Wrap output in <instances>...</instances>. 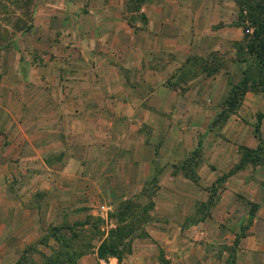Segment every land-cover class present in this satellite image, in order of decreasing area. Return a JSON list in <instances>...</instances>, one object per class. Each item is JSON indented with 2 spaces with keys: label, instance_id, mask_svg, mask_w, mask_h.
Listing matches in <instances>:
<instances>
[{
  "label": "crops",
  "instance_id": "0c3cea01",
  "mask_svg": "<svg viewBox=\"0 0 264 264\" xmlns=\"http://www.w3.org/2000/svg\"><path fill=\"white\" fill-rule=\"evenodd\" d=\"M54 7V17L39 25L50 27L46 39L65 45L52 47L56 62L42 55L38 69L16 67L18 81L0 82V230L24 234L40 225L49 204L81 187L100 194L120 187L118 200L127 202L148 185L220 184L198 222L164 242L144 236L131 243L130 236L119 256L100 259L97 245L52 264H224L223 246L232 251L229 264H264V173L255 161L239 163L240 148L252 151L264 140V118L258 139L252 129L254 109L264 102L248 89L238 109L218 117L228 75L243 66L223 62V55L234 58L243 32L221 0H57L40 8L51 15ZM35 25L25 37L40 42ZM196 62L200 70L185 78ZM193 150L197 178L188 181L176 169ZM237 191L251 208L240 206ZM102 198L110 201L105 193ZM160 198L172 213L171 196L150 203ZM182 199L194 210L203 201L189 194ZM139 208L137 217L155 215L158 207ZM53 211L48 217H64L63 208ZM243 218L240 232L236 220Z\"/></svg>",
  "mask_w": 264,
  "mask_h": 264
},
{
  "label": "rangeland",
  "instance_id": "374dc122",
  "mask_svg": "<svg viewBox=\"0 0 264 264\" xmlns=\"http://www.w3.org/2000/svg\"><path fill=\"white\" fill-rule=\"evenodd\" d=\"M48 2L56 4L57 0H0V82L4 77H6V80L11 78L13 81H18V76L13 70L16 67L21 72L29 68L38 69L44 64L42 55L49 54L52 63L56 62L54 60L56 51L52 47L54 45L64 47L65 45L58 44L59 42L56 38L46 39L45 32L46 30L49 31L50 27L42 30V25H39V23H46L47 16L54 17L55 7L54 11H51L53 12L51 15H48L45 10L40 8L42 3ZM221 2L224 7V14L231 16L232 20H236L238 10L234 0H221ZM36 7L39 10H36ZM49 8L53 7L50 6ZM227 10H230V12H226ZM36 22L38 23V28L35 25V34H37V39L42 38V40L40 42L39 40L31 42L25 36H28ZM39 29L42 31L40 32ZM235 57L236 59L244 58L246 67L243 65L236 73L233 72V74L228 75L227 92L223 96L221 103L225 102L230 86L240 84L242 81H245L246 87H250L253 82L254 85L250 87L252 88L249 90L250 93L256 100L260 97L264 102V76L263 82L256 81L257 74L254 61L243 55V53L234 54L233 59L223 55V62H233L236 60ZM17 62L18 64L15 65ZM194 66L185 70L187 71L185 78L192 77L200 70L199 65L195 64ZM244 93L239 97H237L238 94L236 93L237 98L234 105L236 109H238V103L242 101ZM254 110L255 117L258 114H264V103L261 107ZM214 123L212 122V126ZM255 123L252 125V129ZM212 126L210 130H213ZM197 157V150L191 151L186 159L183 160L182 163L184 164H180V167H177V177H182V179L188 181H193L194 178H197V173L195 172L198 166ZM239 157V163L255 161L253 167H259L264 173V140L259 141L256 149L252 151L240 148ZM231 172L233 171H229L227 174L229 175ZM227 174H224L221 180ZM181 181L177 182L178 185L174 187L164 186L157 188L154 185H148L143 188L141 195L131 196V199H126L129 200L127 202L118 200L120 187L115 188L111 193L108 188H105L103 194L97 192L98 188L81 187L72 196L66 195L65 198L57 199L56 204H49L40 225L38 221V225L30 226L29 230H26L24 234V230H0V264H30L29 261L36 264L40 261H42V264H52L54 261L59 262L60 260L65 262L67 259H76L83 250H90L97 245H101L103 249L108 246H116L120 252V250L124 251L126 249L124 245L128 243L130 236L133 237L131 243L135 242L137 237L141 238L144 236L155 237L157 242H164L170 233H176L186 225H195L198 222L200 212L203 209L208 210L210 208L221 189L220 184L206 187L196 185V188L193 186L186 187L185 182ZM104 193L110 201L106 202V198H102ZM188 194L191 198L199 197L203 199L199 203L198 201L195 202V210L191 203L182 199ZM240 194V191H237L236 196L242 199L240 206L251 208V204L244 201V196L241 197ZM158 196H171V200L174 201V211L172 213L166 210L167 204L166 202H161L162 198L160 200L157 199L158 204L150 203L152 197L158 198ZM143 200H145L144 203L141 202ZM155 205L158 207L155 215L145 213L141 217H137L133 213L139 206L144 212H147L149 208ZM56 206L65 210L63 212L64 217L57 219L48 217L53 214V209ZM102 207L104 208L102 209ZM118 213L130 216L128 219L120 221L118 220ZM170 214H173L174 218L166 217L167 215L170 216ZM33 217L31 216V218ZM17 221L19 222V219L17 220L16 218L14 220L15 224L18 223ZM243 221L247 222L248 220L244 218L236 220V225L239 226L238 230L240 232L246 228V225L242 224ZM120 222L119 227L115 226ZM143 230L157 231L161 235L159 237L156 236V233L147 235V232L145 233ZM26 241H30V243L24 246L23 244ZM151 242L153 241L151 240ZM226 248V246H223V251L226 254L225 260L227 259L224 264H229L230 256L233 257V254H231L232 251Z\"/></svg>",
  "mask_w": 264,
  "mask_h": 264
},
{
  "label": "trees",
  "instance_id": "16d2710c",
  "mask_svg": "<svg viewBox=\"0 0 264 264\" xmlns=\"http://www.w3.org/2000/svg\"><path fill=\"white\" fill-rule=\"evenodd\" d=\"M234 3L238 10V16L235 23L236 25H239L242 28V32H243L242 41L235 44L236 55H238V53H243V55L251 58L254 61V66L257 74L256 81L263 82L264 0H234ZM236 61L239 64L242 63L246 67V61L244 58L236 59ZM195 64L198 65V62H196ZM205 68L202 65L201 69H205ZM217 68L218 67L215 68L211 67V69L208 68L209 69L208 71L209 72L211 70L215 71ZM253 85L254 83L252 82L250 84V87H253ZM250 87L249 86L246 87L245 81H242V83L234 85L232 87L230 86V90L228 91L225 102L223 103L224 110H222L218 114V117L222 118L225 115L224 113H231L235 109L234 105L236 104L235 103L236 98L241 96L248 89H252ZM236 93L238 94L237 97H236ZM261 118H264V114H258L256 116V123L255 126L253 127V135L257 139L259 138L258 122ZM121 252L117 250L116 246L115 247L108 246L106 249H103L101 245L97 247V257L100 259H105L108 256H114V257L119 256V253Z\"/></svg>",
  "mask_w": 264,
  "mask_h": 264
}]
</instances>
